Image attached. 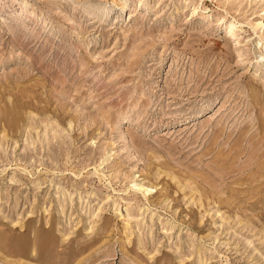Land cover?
Instances as JSON below:
<instances>
[{
    "label": "rangeland",
    "instance_id": "1",
    "mask_svg": "<svg viewBox=\"0 0 264 264\" xmlns=\"http://www.w3.org/2000/svg\"><path fill=\"white\" fill-rule=\"evenodd\" d=\"M264 0H0V264H264Z\"/></svg>",
    "mask_w": 264,
    "mask_h": 264
},
{
    "label": "bare ground",
    "instance_id": "2",
    "mask_svg": "<svg viewBox=\"0 0 264 264\" xmlns=\"http://www.w3.org/2000/svg\"><path fill=\"white\" fill-rule=\"evenodd\" d=\"M262 58L264 59V56L262 55Z\"/></svg>",
    "mask_w": 264,
    "mask_h": 264
}]
</instances>
